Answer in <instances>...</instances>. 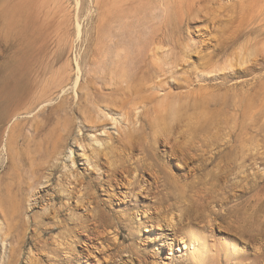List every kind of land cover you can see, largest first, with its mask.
Segmentation results:
<instances>
[{"label": "rangeland", "instance_id": "1", "mask_svg": "<svg viewBox=\"0 0 264 264\" xmlns=\"http://www.w3.org/2000/svg\"><path fill=\"white\" fill-rule=\"evenodd\" d=\"M263 2L194 7L128 86L91 64L84 12L78 86L0 119V264H190L180 229L203 264H264Z\"/></svg>", "mask_w": 264, "mask_h": 264}, {"label": "bare ground", "instance_id": "2", "mask_svg": "<svg viewBox=\"0 0 264 264\" xmlns=\"http://www.w3.org/2000/svg\"><path fill=\"white\" fill-rule=\"evenodd\" d=\"M208 1L213 0H90L89 5L82 0H0V119L5 131L14 119L52 102L69 85L78 86L82 67L76 60L78 77L73 82L69 54L83 41L84 12L91 24V64L104 79L117 78L128 86L132 76L163 61L161 55L169 58L168 47L179 39L181 24L194 7ZM226 70L232 72V65ZM157 73L156 78L163 71ZM175 217L162 220L171 227ZM178 231L179 238L173 232L168 243L170 250L178 243L190 264H203L210 251L206 236L193 229Z\"/></svg>", "mask_w": 264, "mask_h": 264}]
</instances>
